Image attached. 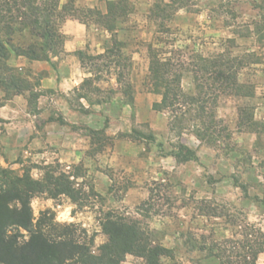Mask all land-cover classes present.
<instances>
[{"label": "rangeland", "instance_id": "obj_1", "mask_svg": "<svg viewBox=\"0 0 264 264\" xmlns=\"http://www.w3.org/2000/svg\"><path fill=\"white\" fill-rule=\"evenodd\" d=\"M73 2L79 20H64L60 31L69 21L85 41L73 55L79 82L65 91L42 87L65 50L46 67L32 65L11 45L39 39L19 21L7 35L0 18L10 52L0 59V109L21 98L19 111L0 113L8 118L0 117V192H24L27 178L70 181L75 198L29 193L30 230L93 255L114 219L165 247L160 264H264V0H172L169 19L153 9L171 0ZM114 42L119 64L108 52ZM156 60L169 63L162 82ZM165 91L169 102L176 93L201 100L204 91V115L196 102L163 106ZM30 230L8 234L23 245ZM122 264L148 262L128 254Z\"/></svg>", "mask_w": 264, "mask_h": 264}, {"label": "trees", "instance_id": "obj_2", "mask_svg": "<svg viewBox=\"0 0 264 264\" xmlns=\"http://www.w3.org/2000/svg\"><path fill=\"white\" fill-rule=\"evenodd\" d=\"M73 4V0L64 4L61 3V0H0V18L5 21L6 34L11 35L14 32L12 24L19 21L18 24L29 29L31 36L39 39L38 42L30 43L26 48L11 45L13 51L17 55L27 57L32 61L51 63V56H55L57 50L63 49L64 52L65 36L60 31L62 22L70 18L79 20L74 14ZM173 10L174 6L171 0V4L166 2L154 4L153 12L157 19L161 17L169 19V15H173ZM262 25V28L261 26L258 28V35H262L264 39V23ZM108 52L118 58L116 59L118 64L119 57L124 56L117 42H114V46ZM9 55L7 44L0 36V59H6ZM76 55L83 64L86 53L83 50H78ZM207 66L206 68H209ZM212 66L216 67L215 64ZM168 67L169 63H161L156 60L154 66L151 67L153 77L161 81L163 79L161 73L164 72V68L166 70ZM218 74L219 77H222L221 73ZM168 82L165 83L168 84ZM201 96V100H198L196 96H188L187 94L184 96L185 98H181L176 93L169 102V92L165 91L161 104L173 106L181 100L184 103L190 102V105L196 102L200 104V108L202 106L204 115L207 93L203 91ZM240 112L242 113L243 109ZM188 159H190L189 156L184 158V160ZM60 180L58 177L54 178V175L45 181H34L32 178H27L24 192L21 190L14 193L11 191L0 192V263L122 264L128 254H133L146 259L148 264H160V259L167 255L168 250L165 247L156 244L150 237L145 236L140 229L128 222L114 219L107 220L103 226L108 235V241L100 248L99 255H93L88 246L75 243L69 238L53 241L49 240L41 231H31L32 213L29 193L32 191H49L54 196L63 194L71 198L76 197L77 191L72 183L68 180L62 179V182ZM13 202H18L20 206H13ZM15 227H22L31 231V236L25 244H19L16 235L8 234V231Z\"/></svg>", "mask_w": 264, "mask_h": 264}, {"label": "crops", "instance_id": "obj_3", "mask_svg": "<svg viewBox=\"0 0 264 264\" xmlns=\"http://www.w3.org/2000/svg\"><path fill=\"white\" fill-rule=\"evenodd\" d=\"M69 26L70 24L68 21V24L67 23L64 24L62 30L65 35L64 50L67 53L66 58L64 60L62 59L61 61H59L58 70L56 72L54 71V74L52 73L50 68L45 69L46 71L49 72V74L46 75V77L42 81V87L44 88L47 87L59 88L60 90L65 91L67 89L74 88L79 82L78 77L75 76V74L74 75L71 74V72H73L74 70L77 71L79 70V67L81 68V66L78 64L76 58L73 55L77 49H82V45H83L82 43L83 41H85V36L81 34L84 33V31L81 32L82 31L81 28L79 29L80 32L78 34L68 31L67 29ZM32 65L35 66L43 65L41 67H46L44 66L45 64L42 61H35L32 63ZM72 67L74 68L72 69ZM19 99H21L20 96L15 95L12 100L8 101V104H4L1 106L0 113H2V111H4L7 108L19 111L17 107H14L16 105V102L19 101ZM0 117L4 120H8V118H5L1 114Z\"/></svg>", "mask_w": 264, "mask_h": 264}]
</instances>
